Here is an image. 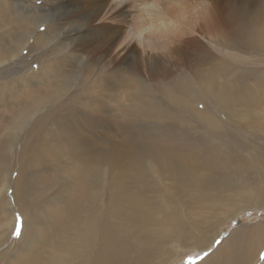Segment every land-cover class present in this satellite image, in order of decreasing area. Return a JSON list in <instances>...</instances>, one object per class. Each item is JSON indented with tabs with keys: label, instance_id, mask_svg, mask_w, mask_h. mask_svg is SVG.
Wrapping results in <instances>:
<instances>
[{
	"label": "bare ground",
	"instance_id": "bare-ground-1",
	"mask_svg": "<svg viewBox=\"0 0 264 264\" xmlns=\"http://www.w3.org/2000/svg\"><path fill=\"white\" fill-rule=\"evenodd\" d=\"M197 1L203 7L201 12L190 11L186 1L180 0H0L9 13H0V45L4 48L0 63L19 57L15 64L0 70V93L10 99L13 108L0 114V126L8 130L0 133V184L7 187L5 190H12L10 195L5 191L3 200L0 247L7 242L16 225L14 207L18 206L25 215L20 239L22 248L17 246L11 252L12 245L6 247L0 253V264H11L17 255L23 256L25 264H62L71 249L72 252L77 249L90 260L100 257L106 264H139V257L128 245L104 240L105 217L93 218L94 190L86 189L89 191L80 194L86 197V203L79 200L80 204H72V189L56 182L34 187L33 179L40 172L37 168L41 169L48 160L54 159H63L70 167L72 161H78L89 177L93 176L97 162L105 156H109L111 170L121 171L118 178L126 177L129 169L157 171L151 150L140 155L133 153L138 142L132 130L122 127L120 131L113 115L112 96L143 93L152 97L157 91L149 82L190 69L204 75V85H211L210 98L213 102L216 100V75L202 65L204 52L208 51L213 58L216 55L201 36L213 33L216 37L221 27L224 28L220 14L222 0ZM129 6L135 10L132 19L128 16L131 14ZM14 13H19L23 19L6 20ZM238 13L239 5L234 0L230 20L234 21ZM130 20L132 28L129 31ZM251 28L247 24L244 34ZM231 34L228 30L227 35ZM256 36L255 33L253 39L264 38L263 34ZM30 39L34 43L30 44ZM25 49L27 55L22 56ZM33 59L39 63L36 70L29 68ZM76 68L78 70H74ZM72 76L91 81L80 87L87 89L91 97L77 102L88 109L86 112L91 116L75 113V103L69 99L67 104L63 103L60 93L49 100L52 104L38 105L44 107L34 113L38 106L33 107V102L28 104L29 96L34 98L54 78L64 81L62 88H67L66 80L72 81ZM252 93L259 94L257 89H252ZM136 104L131 102L128 106ZM15 107L20 109L15 112ZM134 110L139 111L137 105ZM19 112L20 116L26 115L24 122L17 121L10 127L1 121L2 117L7 120L4 118L10 113L18 119ZM39 112L43 114L36 117ZM170 121L171 118L162 115L146 119L149 126L166 125ZM119 132L123 133L125 141L112 143L108 140ZM152 140L158 142L162 138ZM175 149L181 158L187 155L186 149L178 145ZM173 157V154L168 155L169 159ZM14 171H18L15 177ZM255 195H261L260 191L243 193L237 199L241 209L230 204L233 212L223 223L208 221L206 231L195 240H198L199 251L208 249L223 225L243 212L241 210L257 209L246 204ZM37 206L44 212L56 211L57 215L48 213L55 221L42 222L41 215L33 217ZM123 221L134 226L135 217L125 215ZM94 223H97L98 235L94 234ZM263 248L264 223L246 225L233 230L216 253L206 255L198 264H256ZM30 251H35L36 255ZM176 258L168 261L167 256L161 255L152 264H172Z\"/></svg>",
	"mask_w": 264,
	"mask_h": 264
},
{
	"label": "rangeland",
	"instance_id": "rangeland-1",
	"mask_svg": "<svg viewBox=\"0 0 264 264\" xmlns=\"http://www.w3.org/2000/svg\"><path fill=\"white\" fill-rule=\"evenodd\" d=\"M180 1H186L190 11L203 10L197 0ZM235 1L239 5L238 17L230 20L234 0H222L220 14L224 28L221 27L216 37L213 33L201 36L216 55L213 58L206 51L202 56V65L216 75L218 96L214 102L210 98L211 85H204V75L200 76L190 69L175 71L163 80L149 82L157 91L152 97L143 93L112 96L113 115L119 122L120 131L122 127L132 130L138 142L133 153L140 155L151 150L157 171L150 168L142 171L129 169L126 177L118 178L121 171L109 168V156L97 162L92 177L87 176L86 168L83 169L78 161H72L70 167L63 159L48 160L41 169L37 168L40 172L33 179L34 187H44L42 185L51 182L65 185L67 189H72V204H80V201L86 203V197L81 196L83 191L94 190L93 218L95 220L100 215L105 217L104 240L128 245L139 257V264H152L161 255L167 256L168 261L171 257H178L172 264H198L206 255L216 253L233 230L264 223V38L253 39L255 33L257 36L264 35V0ZM5 8L0 4V13L7 15L9 13ZM128 11L132 19L135 10L129 6ZM20 19H23L20 14L14 13L6 20ZM129 22L127 30L130 31L132 21ZM247 24L252 28L244 34ZM228 30L232 36L236 32L233 39L227 35ZM29 42L32 44L33 39ZM27 52L25 49L22 56H26ZM2 56L4 48L0 45V59ZM14 59L0 63V70L15 64L19 57ZM34 60H31L29 68L36 70L39 63ZM59 80H50L48 86L43 87L34 98L29 96L28 104L33 102V107L43 103L50 105L52 102L49 100L57 98L60 93L63 103L67 104L69 100L75 103V113L91 116L86 112L88 109L77 104L91 97L87 89L80 88L91 81L85 78L77 80L72 76V81L66 80L67 88H62L64 81ZM54 81L59 82L54 84ZM252 89H257L259 94H253ZM131 102L137 103L139 111L134 110L136 105L128 106ZM10 103V99L0 93V114L13 109ZM42 107H36L34 113ZM19 109L15 107L14 111ZM42 114L39 112L36 117ZM160 115L171 118V121L166 125L147 124L146 119ZM10 116L4 118L7 120L1 118L10 127H14L17 121L24 122L26 117L25 114L18 119H15L16 115ZM2 132L8 130L0 126ZM155 138L162 140L153 142ZM108 140L112 143L123 142L125 137L119 132ZM175 145L186 149L187 155L181 158ZM169 154L174 157L169 159ZM43 171L47 173L43 174ZM17 174L18 171L13 172L14 177ZM5 189L7 187L0 186V220L4 217L5 191L7 195L12 194V190ZM256 191H260L262 196L255 195L246 204L257 209L241 210L243 212L223 225L208 249L199 251L198 240H195L206 231L207 222L223 223L226 216L233 212L230 204L235 209H241L237 199L245 192ZM14 212L16 225L7 242L0 247V253L10 245L11 252L17 246L22 248L20 239L24 232L25 215L18 206L14 207ZM48 213L57 215L56 211L48 209V212H44L37 206L32 216L41 215L42 222L55 221ZM125 215L135 217L134 226L124 223ZM18 230L19 235L16 234ZM94 232L95 235L99 234L97 223H94ZM29 253L36 255L35 251ZM22 257H13L11 264H25ZM93 258L90 260L77 249L73 252L71 249L62 264H106L100 257ZM258 259L256 264H262L264 248Z\"/></svg>",
	"mask_w": 264,
	"mask_h": 264
},
{
	"label": "snow or ice",
	"instance_id": "snow-or-ice-1",
	"mask_svg": "<svg viewBox=\"0 0 264 264\" xmlns=\"http://www.w3.org/2000/svg\"><path fill=\"white\" fill-rule=\"evenodd\" d=\"M17 235H19V230L17 231V233H16Z\"/></svg>",
	"mask_w": 264,
	"mask_h": 264
}]
</instances>
